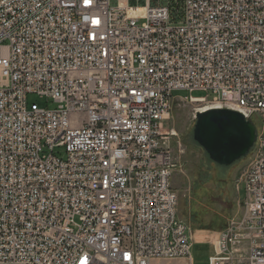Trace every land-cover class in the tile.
<instances>
[{
  "label": "built area",
  "instance_id": "built-area-1",
  "mask_svg": "<svg viewBox=\"0 0 264 264\" xmlns=\"http://www.w3.org/2000/svg\"><path fill=\"white\" fill-rule=\"evenodd\" d=\"M141 1L0 0V264H194L165 127L179 90L261 122L246 224L208 264H264V0Z\"/></svg>",
  "mask_w": 264,
  "mask_h": 264
},
{
  "label": "rangeland",
  "instance_id": "rangeland-1",
  "mask_svg": "<svg viewBox=\"0 0 264 264\" xmlns=\"http://www.w3.org/2000/svg\"><path fill=\"white\" fill-rule=\"evenodd\" d=\"M164 1V0H162ZM146 1L142 0L140 4ZM154 3V0L152 1ZM135 2L131 1V4ZM118 0H112L116 6ZM189 92L174 91L171 116L165 121L169 132L167 145L172 153L171 186L178 196L177 216L188 227L192 238L191 256L194 264H208L216 254L214 245L209 241L232 228L246 224V192L243 183L245 171L251 164L256 144L247 157L241 158L230 166L219 165L207 156L204 149L194 140L193 129L198 106L185 101ZM205 91H194L192 96H205ZM28 104L37 103L42 108H55L51 99L36 94L27 96ZM84 114H73L75 126H81ZM259 128L261 122L254 121ZM65 157V148L55 151ZM207 240H196L194 236ZM151 264H190L189 258H161Z\"/></svg>",
  "mask_w": 264,
  "mask_h": 264
},
{
  "label": "water",
  "instance_id": "water-1",
  "mask_svg": "<svg viewBox=\"0 0 264 264\" xmlns=\"http://www.w3.org/2000/svg\"><path fill=\"white\" fill-rule=\"evenodd\" d=\"M193 137L209 159L230 166L250 154L258 129L255 122L240 111L210 108L196 113Z\"/></svg>",
  "mask_w": 264,
  "mask_h": 264
},
{
  "label": "crops",
  "instance_id": "crops-1",
  "mask_svg": "<svg viewBox=\"0 0 264 264\" xmlns=\"http://www.w3.org/2000/svg\"><path fill=\"white\" fill-rule=\"evenodd\" d=\"M194 239H196V240H200V239H204V240H207L205 237H198V236H194L193 237ZM216 240H217V237H215L213 240L211 239V240H209L213 245H214V243L216 242ZM208 241V240H207Z\"/></svg>",
  "mask_w": 264,
  "mask_h": 264
},
{
  "label": "bare ground",
  "instance_id": "bare-ground-1",
  "mask_svg": "<svg viewBox=\"0 0 264 264\" xmlns=\"http://www.w3.org/2000/svg\"><path fill=\"white\" fill-rule=\"evenodd\" d=\"M199 237V236H198Z\"/></svg>",
  "mask_w": 264,
  "mask_h": 264
}]
</instances>
